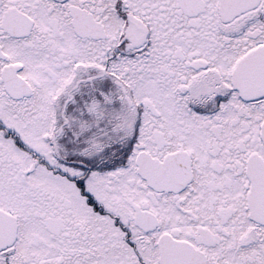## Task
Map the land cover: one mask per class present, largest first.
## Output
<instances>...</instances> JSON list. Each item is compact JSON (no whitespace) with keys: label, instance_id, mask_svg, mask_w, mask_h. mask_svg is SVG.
Segmentation results:
<instances>
[{"label":"snow or ice","instance_id":"1","mask_svg":"<svg viewBox=\"0 0 264 264\" xmlns=\"http://www.w3.org/2000/svg\"><path fill=\"white\" fill-rule=\"evenodd\" d=\"M0 264H264V0H0Z\"/></svg>","mask_w":264,"mask_h":264}]
</instances>
